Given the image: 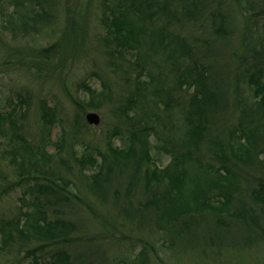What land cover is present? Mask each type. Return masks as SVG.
<instances>
[{"label":"trees","instance_id":"trees-1","mask_svg":"<svg viewBox=\"0 0 264 264\" xmlns=\"http://www.w3.org/2000/svg\"><path fill=\"white\" fill-rule=\"evenodd\" d=\"M258 1L228 0L246 21L244 50L228 74L217 69L228 67V60L218 59L215 45L228 41L239 21L226 0L97 1V46L121 80L120 93L113 96L107 81L100 89L81 82L88 99L74 103L83 112L112 103L118 126L104 144H68L63 132L56 141L50 138L62 121L46 97L37 103L34 138L26 127L28 94H19V106L8 101L0 110V166L7 168L0 170V196L21 193L13 215L0 212V264L8 255L30 258L29 264H71L78 230L66 212L78 198L72 177L102 201L115 173L127 179L126 195L136 192L138 198L123 210L149 219L160 243L154 249L144 241L138 264H151V250L159 258V251H179L176 245L204 253L224 243L229 251L264 241V0L260 8ZM52 5L0 0V16H7L17 39L32 37L54 16ZM189 25L201 35L191 28L183 33ZM56 47H41L37 54L48 59ZM210 54L219 61L210 62ZM152 149L168 155V163L159 165Z\"/></svg>","mask_w":264,"mask_h":264},{"label":"rangeland","instance_id":"rangeland-1","mask_svg":"<svg viewBox=\"0 0 264 264\" xmlns=\"http://www.w3.org/2000/svg\"><path fill=\"white\" fill-rule=\"evenodd\" d=\"M49 1L53 2L54 16L50 21L40 23L43 25H38L36 31H31L36 32L31 34L32 37L17 39L13 36L11 23L5 22L8 20L7 16H0V110L7 109L8 101L19 106L20 95L28 94L26 127L31 138H34L38 132L37 103L41 97H46L49 104L56 106L58 118L62 121L52 129V141H56L63 132L68 144L72 141L77 145H80L81 141L104 144L108 131L118 126L117 119L112 114V103L99 109H87L85 112L79 110L74 103V100L88 99L87 91L81 86V82L100 89L103 81H107L115 90L113 96L120 93L121 80L107 67L97 46L96 34L101 33L97 23L98 0ZM261 3L259 0L257 8H260ZM226 5L228 7V0ZM206 6L211 9L212 3L206 2ZM228 8L232 17L235 13V22L239 21V24L237 32L229 37L228 41H219L215 45L217 52L221 53L218 59L228 60V67L226 64L222 69L217 66L219 73L223 71L224 74L227 70H234L238 56L244 50L241 48L240 38L246 25L243 18L245 15L240 12L238 6L233 4ZM246 12L251 14L252 10L247 9ZM261 16L260 22L264 19V15ZM252 20L255 21V18L252 17ZM190 28L195 34L201 35L200 30L192 25L185 28L183 33ZM75 41L78 42L76 46ZM53 44L57 47L48 59L37 54L39 48ZM208 59L210 62L219 61L211 54ZM88 111L99 114L98 124L86 121L85 114ZM175 116L178 119L177 110ZM111 139L116 145L122 144L117 135H113ZM157 141L155 135H152L151 143L156 145ZM4 148L1 144L0 155ZM50 149L54 150V147L51 146ZM152 153L158 159L159 165H165L170 160L168 155L160 154L155 149H152ZM1 168L7 171L5 166H0V170ZM112 177V186L102 201L87 191L80 180L72 177L74 184L71 188L78 198L72 199L70 206L66 207V212L67 217L77 223L78 230L71 246V264H138L135 256L144 241L153 244L154 249L160 247L155 232L151 230L152 223L149 219L142 221L138 215L123 210L130 200L135 203L138 199L135 197L136 192L131 197L126 195L127 179L124 174L115 173ZM115 189H118L117 196ZM20 194L19 189L2 194L0 212L13 215V211L20 204ZM183 247L185 246L176 245L179 251L166 250L165 254L159 251V258L151 250V264H264V241L253 240L245 247L229 246V251L228 244L224 243L217 245V248H207L204 253ZM16 259L17 257L8 255L4 256L3 261L5 264L30 262V258H18L15 261Z\"/></svg>","mask_w":264,"mask_h":264},{"label":"water","instance_id":"water-1","mask_svg":"<svg viewBox=\"0 0 264 264\" xmlns=\"http://www.w3.org/2000/svg\"><path fill=\"white\" fill-rule=\"evenodd\" d=\"M85 118H86L87 122L90 124H98L100 122L99 114L97 112H94V111H88L85 114Z\"/></svg>","mask_w":264,"mask_h":264}]
</instances>
